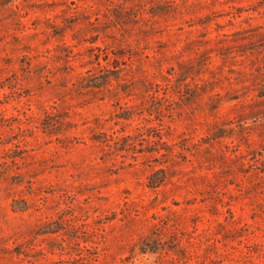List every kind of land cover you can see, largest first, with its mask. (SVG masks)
Listing matches in <instances>:
<instances>
[{
    "label": "rangeland",
    "instance_id": "obj_1",
    "mask_svg": "<svg viewBox=\"0 0 264 264\" xmlns=\"http://www.w3.org/2000/svg\"><path fill=\"white\" fill-rule=\"evenodd\" d=\"M0 264H264V0H0Z\"/></svg>",
    "mask_w": 264,
    "mask_h": 264
}]
</instances>
